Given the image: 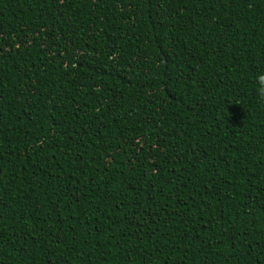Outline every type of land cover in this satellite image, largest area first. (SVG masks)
<instances>
[{"label":"trees","instance_id":"obj_1","mask_svg":"<svg viewBox=\"0 0 264 264\" xmlns=\"http://www.w3.org/2000/svg\"><path fill=\"white\" fill-rule=\"evenodd\" d=\"M264 0H0V264H264Z\"/></svg>","mask_w":264,"mask_h":264},{"label":"clouds","instance_id":"obj_2","mask_svg":"<svg viewBox=\"0 0 264 264\" xmlns=\"http://www.w3.org/2000/svg\"><path fill=\"white\" fill-rule=\"evenodd\" d=\"M261 83L264 84V77H261Z\"/></svg>","mask_w":264,"mask_h":264}]
</instances>
